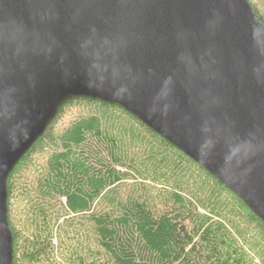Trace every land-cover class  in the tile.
I'll list each match as a JSON object with an SVG mask.
<instances>
[{"label": "water", "instance_id": "water-1", "mask_svg": "<svg viewBox=\"0 0 264 264\" xmlns=\"http://www.w3.org/2000/svg\"><path fill=\"white\" fill-rule=\"evenodd\" d=\"M118 105L264 221V23L250 0H0V264L8 179L62 107Z\"/></svg>", "mask_w": 264, "mask_h": 264}, {"label": "trees", "instance_id": "trees-1", "mask_svg": "<svg viewBox=\"0 0 264 264\" xmlns=\"http://www.w3.org/2000/svg\"><path fill=\"white\" fill-rule=\"evenodd\" d=\"M8 193L14 264H264V221L118 105L66 103Z\"/></svg>", "mask_w": 264, "mask_h": 264}, {"label": "rangeland", "instance_id": "rangeland-1", "mask_svg": "<svg viewBox=\"0 0 264 264\" xmlns=\"http://www.w3.org/2000/svg\"><path fill=\"white\" fill-rule=\"evenodd\" d=\"M72 117L74 118V114L72 113V114H70V115H67L66 116V119H68V120H71L72 119Z\"/></svg>", "mask_w": 264, "mask_h": 264}]
</instances>
